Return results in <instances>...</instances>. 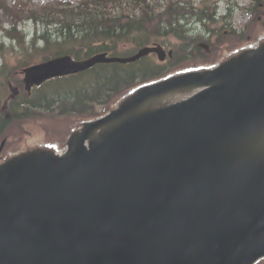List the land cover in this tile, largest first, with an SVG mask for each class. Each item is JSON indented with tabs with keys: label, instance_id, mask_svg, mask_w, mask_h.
<instances>
[{
	"label": "water",
	"instance_id": "obj_1",
	"mask_svg": "<svg viewBox=\"0 0 264 264\" xmlns=\"http://www.w3.org/2000/svg\"><path fill=\"white\" fill-rule=\"evenodd\" d=\"M150 52L166 54L157 44L127 57L56 56L25 67L23 82L29 90ZM196 86L91 137L151 96ZM262 131L264 43L140 87L74 132L63 156L35 150L0 163V264L254 263L264 256V156L243 154Z\"/></svg>",
	"mask_w": 264,
	"mask_h": 264
},
{
	"label": "trees",
	"instance_id": "obj_2",
	"mask_svg": "<svg viewBox=\"0 0 264 264\" xmlns=\"http://www.w3.org/2000/svg\"><path fill=\"white\" fill-rule=\"evenodd\" d=\"M229 1L231 4L219 13L218 0H79L75 4L55 2L39 12L29 10L24 2L6 6L0 0V11L4 8L10 13L8 26H1L3 40L13 43L5 50L3 40L0 41V50L10 54L14 51L12 55L16 56L14 66L0 64V113H3L0 142L12 123L38 121L46 114L57 117L58 127L64 126V120L79 119L68 130L69 135L84 122L111 110L140 86L178 71L202 70L257 40L258 34L248 29V23L264 25V0H251L242 7ZM239 9L248 13L250 19L236 29L232 19ZM27 20H32L35 27L31 31L22 25ZM93 26L100 31L99 36L94 34ZM202 40L209 44L210 51L198 45ZM152 43L171 49V57L159 61L154 54H148L131 62H99L86 70L45 80L29 93L23 89L16 71L63 54L75 59L98 52L130 55ZM3 67H9L8 71ZM9 83L19 89L13 96ZM4 112L9 116L5 117ZM49 124L42 126L47 133L45 138L50 140L56 132ZM7 143L0 159L11 152L5 151ZM23 144L38 146L22 141L14 148L20 149ZM47 144L54 148L51 146L54 143L47 141ZM256 264H264V259Z\"/></svg>",
	"mask_w": 264,
	"mask_h": 264
},
{
	"label": "rangeland",
	"instance_id": "obj_3",
	"mask_svg": "<svg viewBox=\"0 0 264 264\" xmlns=\"http://www.w3.org/2000/svg\"><path fill=\"white\" fill-rule=\"evenodd\" d=\"M24 2L25 4H27V7L29 10H34L35 12H39L41 11V9L43 8H49L50 4H53L55 2H62V3H78L79 0H4V3L6 6H12L14 3L17 2ZM234 1L235 3H237L239 6H244L247 5L251 0H231ZM219 3V13H221L223 10H225V8L227 7V5H230V1L229 0H218ZM39 14V13H37ZM37 16V15H35ZM37 19V18H36ZM250 19V17H248V15L243 12L241 9L237 10L236 12H234L233 14V26L236 28H241L245 22L248 23L247 21ZM10 20V13L5 12L4 8L2 11H0V41L3 40V30L2 27L3 26H8L7 21ZM32 21V20H31ZM31 21L27 20L25 21L22 25L26 28V30L31 31L32 29H34V25H32ZM34 22V21H33ZM2 26V27H1ZM249 28L248 29H254L255 35L258 34L257 36V40L251 41L249 42V44L246 45V47L244 48H249V46H254L258 43H260L261 41H264V25H257V23L255 21H250L248 23ZM5 47L3 49H8L9 46L4 45ZM244 48H239L237 49V51L239 50H243ZM226 51V50H225ZM236 51V52H237ZM217 51L215 50L213 52V56ZM5 54L4 57H6V60L8 62H12L14 58H12L11 56H8V53H4ZM222 57L224 58V55L221 52ZM11 57V58H9ZM0 58H1V51H0ZM194 92V89L187 87V88H179L177 90H175L174 92H171V99L172 102H176L179 101L183 98H186L187 96L191 95V93ZM53 114H46L45 116L41 117L40 120L35 121V120H28V121H22V122H17L16 124H11L8 128V132H7V147L5 151H14L17 150L19 148H14V145L17 143H20L22 141L27 142V143H32L34 145H42L44 143L48 142H52L54 144H51L52 148H57L58 149H62V147H65V143L66 140L68 138V135H66L68 133V130L74 125V122L79 120V119H67L62 121V123L64 124L63 127H58L55 125V121L57 119L56 116H51ZM72 118V117H69ZM46 122H43V121ZM51 123V127L55 128V132H56V136L50 140H54V141H50L49 139H46L45 137H47V133H44V129L45 127H43L42 125H48L50 126ZM51 127H48L46 129H50ZM22 140V141H21ZM39 142V144H38ZM22 148H30L28 145L23 144Z\"/></svg>",
	"mask_w": 264,
	"mask_h": 264
},
{
	"label": "bare ground",
	"instance_id": "obj_4",
	"mask_svg": "<svg viewBox=\"0 0 264 264\" xmlns=\"http://www.w3.org/2000/svg\"><path fill=\"white\" fill-rule=\"evenodd\" d=\"M92 28H93L94 34L96 36H99L100 31L94 26ZM3 44L7 45V46H12L13 43H11L7 40L6 41L3 40ZM4 47L5 46H3V48ZM0 51H1L0 64H2V63L3 64H5V63L10 64L11 63L9 67L14 66L16 64V62H13L14 59L12 61L13 63L8 62L6 60V57H4L5 55H3V52L8 53L7 51H4L3 49H1ZM13 53H14V51H12L11 54L8 53V55H10L12 58H16V56L12 55ZM35 63H31L29 65L23 66L16 71L17 72L22 71L25 67H28V66L35 64ZM9 67H7V68L3 67V70L8 71ZM1 75L2 74L0 73V77H1ZM171 91L174 92L175 90H171ZM170 95H171V92L166 91V92H163V93H160V94H157V95H154V96H151V97L145 99L139 105H137L135 108H133L130 112H128L126 115H124V117H122L121 119L112 121L109 124L95 128L91 133V137L97 136V135L103 133L105 130L114 126L118 121L122 120L125 117H131V116H134L136 114H140V113L145 112V111H150V110H153L156 108H160L161 106H164V105L171 103L172 99H171ZM4 116L7 117V116H9V114L7 112H4ZM0 123L1 124L3 123V113L2 114L0 113ZM245 145H247V149L245 150L247 153H244L243 154L244 156L250 157V156H253L252 154L264 156V131L251 134L249 136V138L246 140Z\"/></svg>",
	"mask_w": 264,
	"mask_h": 264
},
{
	"label": "flooded vegetation",
	"instance_id": "obj_5",
	"mask_svg": "<svg viewBox=\"0 0 264 264\" xmlns=\"http://www.w3.org/2000/svg\"><path fill=\"white\" fill-rule=\"evenodd\" d=\"M12 90V89H11Z\"/></svg>",
	"mask_w": 264,
	"mask_h": 264
}]
</instances>
